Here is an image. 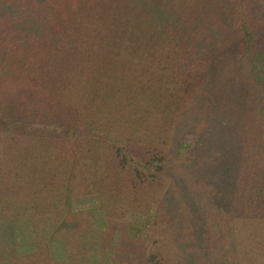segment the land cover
Listing matches in <instances>:
<instances>
[{"label":"rangeland","instance_id":"obj_1","mask_svg":"<svg viewBox=\"0 0 264 264\" xmlns=\"http://www.w3.org/2000/svg\"><path fill=\"white\" fill-rule=\"evenodd\" d=\"M201 2L166 0L165 6L189 24L195 22ZM50 3L52 6L48 7L37 0V4L42 5V8L37 9L38 15L42 17L43 12L46 13L43 26L39 27L40 31L31 29L20 40V46L3 51L0 59V113L4 98L11 92L13 97L9 95L8 104L13 108H16L20 99L26 98L29 106L33 99H37L38 102L52 104L54 107H44L40 111L37 102L30 110V116L25 112L29 119L34 114L47 120L52 119L53 115L65 118L63 114L79 113L84 120L93 121L92 129L95 132L92 134L95 135L89 134L66 142L65 134L54 137L32 134L17 141L13 135L0 133V264H136L134 244L143 248L147 254L162 249V246H158L162 244L160 241H164L168 231L165 228L166 218L158 212V208L167 192L170 179L166 174L157 178L136 177L131 167L120 164L112 143L107 138H99V131L104 127L106 118H119L122 125L130 124L125 133L136 135L137 130L140 140L142 139L139 148L141 144L145 149L156 146L160 149L168 148L166 144L169 141L166 139L170 140L172 126L177 120L175 114L178 102L175 101L174 106L168 104L172 103L169 99L174 98L176 85L179 84L177 81L182 78L171 80L166 76L168 72H161L159 77L156 76L155 82L151 83L149 73L156 68L158 75L157 71L161 67L158 51L165 46V43L159 44L158 41L164 37L169 44L167 35L170 33L166 34V29L162 28V17L153 16L150 22L146 21L144 24V42L140 43L139 49L128 50L124 56L126 50L122 53L119 47L116 55L122 56L120 62H113V58L105 61V56L112 52L108 50L107 44L110 42V46H123L126 40L117 31L111 35L102 34L103 27L97 22L105 27L121 30L120 24L127 15L128 24L132 27L136 16L133 14L134 10L131 15L125 3L94 0L91 10L96 21L89 24H95L100 29L94 28L93 33V29L85 27L80 33L87 38L97 36L96 41L99 42L94 43L88 39V45L80 46L76 41L61 43L64 36L60 34L56 37L52 30L61 32L65 28L63 24L66 21L61 20L62 13L66 15L65 18L83 14L88 0H72L65 10L57 5L58 0H50ZM48 9L51 10V16L47 14ZM7 35V38L13 37L11 32H7ZM155 39L156 45L151 46L152 43L149 42ZM93 43L95 48L91 45ZM155 49L156 54L151 53ZM28 55L34 64L43 62L44 67L27 73L24 68L27 59L24 56ZM68 58L72 59L66 63L65 59ZM100 62L108 71L106 75L111 72L102 79L97 78L96 70ZM44 73L48 75H43ZM34 89L40 91L41 96L31 99L30 94ZM190 93L188 91L186 98ZM38 97H41L40 100ZM200 104L195 99L189 106L191 121L201 116ZM76 121L80 122L78 119ZM208 124L212 125L210 122ZM176 125H181V122ZM239 128L236 118L232 131L238 133ZM205 134L206 132L203 137ZM233 146L236 147L235 143ZM252 148L256 149L255 146ZM142 150L143 148L136 151ZM167 150L172 154V164H176L185 155V149L181 150L184 154L177 153L176 147H169ZM228 158L222 155L220 158H212V165L207 166L218 172L220 166L216 164V159L220 163ZM229 159L233 162L237 160L236 157ZM203 161L209 164V160ZM204 162L196 168L199 185H202L203 173L206 172ZM222 194L225 197L228 195L226 189ZM224 201L228 203L231 200L220 199L215 204L205 205L204 211L209 218L208 232H216L215 224L219 226L221 223L226 227L228 244L234 246V251L229 255L232 264H264V218H236L232 210H227L226 204H222ZM162 204V208L166 209V204ZM179 205L183 207L184 203L180 202ZM242 212H248V209L245 207ZM108 219L111 222L104 223ZM213 222L216 223L211 224ZM93 224L107 228L109 235L113 236L112 241L110 236H96L90 240ZM11 226L17 234H12L10 239L7 230ZM53 234L56 238L52 239ZM57 236L63 247L59 245ZM125 239L127 241L123 243ZM88 240H94V243L89 244ZM130 242L133 246L129 247ZM105 245H110L106 248V254L102 248ZM163 247H166L163 251L167 258L174 261L172 248L167 244ZM88 248L95 250L97 259L92 255L90 260ZM120 252L125 253L121 256L117 254Z\"/></svg>","mask_w":264,"mask_h":264},{"label":"trees","instance_id":"obj_2","mask_svg":"<svg viewBox=\"0 0 264 264\" xmlns=\"http://www.w3.org/2000/svg\"><path fill=\"white\" fill-rule=\"evenodd\" d=\"M40 1L48 7L52 6L50 0ZM93 1L88 0L87 9H84L83 14H81L82 7L79 9L81 15L65 18L66 15L61 14V20L66 21L63 24L65 28L61 32L52 30L56 37L60 34L64 36L61 43L70 44L76 41L82 46L88 45V39L94 43L99 42L96 41L97 36L87 38L80 33L85 27L93 29V33L94 28L100 29L95 24H89L96 21L91 10ZM116 1L128 5L130 14L132 15L134 10L133 14L136 16L132 27L128 24L127 15L124 16L120 24L121 30L105 27L97 22L103 27V31L98 32L111 35L112 32L117 31L126 40L123 46H114V44L110 46L109 42L107 47L108 50H112L109 53L112 56H105L104 60L113 58L115 60L113 62L119 63L122 59V56L116 55L119 47L122 53L126 50L124 56L128 50L139 49L140 43L144 42L145 22H150L153 16L158 15L157 18L162 17L160 22H163L162 28H165L166 34L170 33V35H167L169 44L164 37L158 41L159 44L165 43V46L164 51L162 48L158 51L159 59L161 56L158 75L156 68L149 73L151 83L155 82L156 76L159 77L161 72H168L166 76L171 80L182 78L177 81L179 84L176 85L173 100L169 99L172 103L168 104L174 106L173 103L178 102L175 114L177 120L172 126L170 140L166 139L169 141L166 145L168 148L176 147L177 153H185L183 159L176 164L171 163L172 154L167 150L168 148L160 149L156 146L145 149L141 144L143 150L137 152L141 150L138 145L142 139L140 140L136 126L133 127L136 135L125 133L130 124L122 125L119 118L111 120L106 118L104 127L99 131V138H107L106 140L112 143L120 164L131 167L136 177L146 179L156 176L157 178L161 174H166L170 179L167 192L158 208V212L167 222L165 228L168 233L164 239L165 243L163 240L160 241L162 244L158 248L162 246V249L148 254L143 248L134 244L136 264H232L229 255L234 251V246L228 244L226 227L224 228L221 223L219 226L215 224L216 232H208L209 218L204 208L207 203L215 204V201L220 199H230L228 203L224 201L222 204H226L227 210H232L234 217L264 218V0H201L199 14L195 17V22L189 24L185 23L176 12L166 8V0ZM68 3H72V0H58L57 5L65 10ZM40 8L42 5L37 4V0H0V59L3 51L20 46L19 43L22 42L20 40L28 35L31 29L40 31L39 27L43 26L46 15L44 12L42 17L38 15L37 9ZM50 13L51 10L48 9L49 16ZM7 32H11L13 37L7 38ZM154 35L156 36V32ZM57 40L61 41L60 38ZM94 43L91 45L95 48ZM149 43H152L151 46L156 45V39ZM151 53L156 54V49ZM24 59H27L24 67L27 73H32L38 67H44L43 62L34 64L29 55L24 56ZM71 59H65L66 63ZM96 70L99 79L106 78L111 73L109 71L106 75L108 71L101 66V62L96 66ZM46 73L43 75H48ZM173 83L175 84L176 81ZM132 84L134 85V79ZM188 91L191 93L186 98ZM31 92L29 93L31 99L41 96V92L36 89ZM9 95L13 97L11 92ZM9 95L4 98L3 106L1 105L0 133L13 135L17 141L32 134L38 137L65 134L68 142L95 132L92 129L93 121L84 120L79 113L63 114L65 118L53 115L52 119L43 120L38 114H34L36 111L34 110V116L32 114L33 117L29 119L25 112L31 115L30 110L37 104V99H33L30 106L26 102H29L28 98L20 99L16 108H13L8 104ZM195 99L200 101L202 113L191 121L189 106ZM213 99L216 101L214 102ZM38 107L40 111L44 107L54 108L52 104L47 105L40 101ZM236 118L237 126L240 125L238 133L232 131ZM77 119L80 122L76 121ZM179 122L181 125H176ZM203 122L204 126H202ZM209 122L212 125H209ZM204 132H206L205 137H203ZM217 132L219 133L216 134ZM234 143L236 147L233 146ZM253 146L256 147L255 150ZM182 149H185L184 153ZM221 155L224 158L236 157L237 160L233 162L228 158L219 163L220 160L216 159L220 169L214 172L207 165H212L210 160L220 158ZM206 159L209 160V164L203 161ZM201 162L206 164L204 166L206 172L203 173L202 185H199L200 179L198 180L196 168ZM223 188L232 196H223L225 190ZM180 202L184 203L183 207H180ZM162 203L166 204V209L162 208ZM245 207L248 212H242ZM109 222L111 220L108 219L104 223ZM214 223L216 222L211 224ZM93 225L90 240L95 239L96 236L103 238L110 236L107 228ZM7 232L10 239L12 234H17L12 226L8 227ZM54 232L56 234V228ZM54 234L51 236L52 239L56 238ZM110 237L112 241L113 236ZM57 238L59 245L62 246L63 243L58 236ZM127 239L123 243H126ZM165 244L172 248L174 261H170V257L167 258V254L164 253ZM128 245L133 246V243L130 242ZM109 246H102L105 254ZM89 250L90 253L87 255H90L91 260L92 255L96 256V253L93 249ZM122 253L117 254L122 256ZM125 256L129 257L128 254ZM84 258L86 260V257ZM95 258L97 259V256Z\"/></svg>","mask_w":264,"mask_h":264},{"label":"crops","instance_id":"obj_3","mask_svg":"<svg viewBox=\"0 0 264 264\" xmlns=\"http://www.w3.org/2000/svg\"><path fill=\"white\" fill-rule=\"evenodd\" d=\"M51 73H52V72H51ZM88 243H89V244H91V243L93 244L94 241L91 242V241L88 240ZM85 244H87V242H85ZM88 249H89V248H88ZM88 249H87V251H88Z\"/></svg>","mask_w":264,"mask_h":264}]
</instances>
